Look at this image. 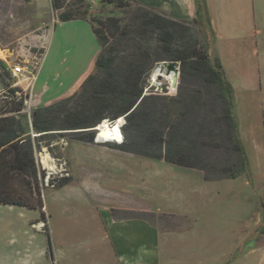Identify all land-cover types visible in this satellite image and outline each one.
I'll return each instance as SVG.
<instances>
[{"label":"rangeland","instance_id":"obj_1","mask_svg":"<svg viewBox=\"0 0 264 264\" xmlns=\"http://www.w3.org/2000/svg\"><path fill=\"white\" fill-rule=\"evenodd\" d=\"M108 1L64 0V7L56 10L51 0H0V60L20 63L32 59L33 64L42 65V74L36 82L37 92L43 84L48 86L47 95L50 96L66 90L89 68L100 45L89 24L61 22L59 16L62 12L72 11L82 15L89 11L88 21H100L106 20L111 11L125 18L139 4L159 11L142 0H132L130 10L117 9ZM95 24L99 25L98 22ZM208 30L212 28L209 26ZM208 30L198 27L197 33L202 41L206 36L210 51L213 41ZM225 60L226 74L234 87L235 116L249 162L242 175L236 179L205 182L200 179L204 175L200 170L122 152L112 148L111 144H116L113 142L96 146L71 140L70 136L60 140L46 137L40 141V150L35 152L46 221L41 220L38 209L36 212L22 207H1L0 214L9 215H0V246L37 250V259L40 254L43 255L38 250L42 249L49 258L50 237L55 262V248L59 244L67 247L66 250L70 247L66 254L72 255V258L80 256L88 262L94 260V251L97 250L93 246L97 231L92 227L91 215H138L141 212L114 206H158L174 210L181 205L195 211L190 215H204L199 225L205 236L203 244L208 246L231 245L238 234L233 232L256 215H261L263 229L258 240L254 239L252 244L249 242L244 246L249 249L258 243L264 245V70L258 68L264 61L255 59L251 54L243 55L241 51L237 58ZM94 71L95 65L91 73ZM28 77L4 79L7 85L24 88L31 94L33 81ZM161 81L167 84L164 78ZM179 82L172 86L170 95L178 93ZM7 94L0 78V102L7 98ZM26 126L29 127L27 122ZM36 135L32 133V137ZM104 148L108 150L104 151ZM207 152L218 166L227 165L228 155L224 151ZM44 157L50 167L43 164ZM64 177L70 178L71 182L62 188L58 187V183L49 184V180L57 182ZM13 184L21 195L37 205L38 196L22 180L16 179ZM144 212L151 220L157 219L155 215H170ZM244 252L239 251L237 259H245ZM260 258V253L251 257L254 261ZM22 260L18 261L15 256L11 264H24Z\"/></svg>","mask_w":264,"mask_h":264},{"label":"trees","instance_id":"obj_2","mask_svg":"<svg viewBox=\"0 0 264 264\" xmlns=\"http://www.w3.org/2000/svg\"><path fill=\"white\" fill-rule=\"evenodd\" d=\"M51 2L56 10L64 7V0ZM108 2L117 9L132 8V0ZM89 15V11L82 15L65 11L59 18L68 22L87 20ZM89 23L101 47L95 71L73 95L34 108L31 119L21 112L30 93L6 84L4 77L13 75L0 60V78L8 92L0 102L1 204L38 209L41 220L46 221L35 157L40 141L70 136L71 140L95 143L96 127L121 117L126 120L121 128L124 140L111 144L116 150L200 170L206 181L236 179L248 169L235 116L234 87L220 58L211 54L206 38L202 41L198 35V27L204 30L200 19L175 20L139 4L125 18L111 11L106 20ZM163 62L176 63L180 68L178 93L146 94L154 67ZM32 133L37 135L32 137ZM208 150L224 151L227 165L218 166ZM16 179L38 196L37 205L17 191L13 184ZM70 182L68 177L49 180L59 188Z\"/></svg>","mask_w":264,"mask_h":264},{"label":"crops","instance_id":"obj_3","mask_svg":"<svg viewBox=\"0 0 264 264\" xmlns=\"http://www.w3.org/2000/svg\"><path fill=\"white\" fill-rule=\"evenodd\" d=\"M142 1L175 20L197 21L200 19L203 28L208 30L210 26L212 30H208V34L213 41L210 52L220 58L227 74L225 59L237 58L240 51L243 55L251 54L255 59L264 61V0ZM71 22L91 26L86 19L71 20ZM100 51L101 47L89 68L71 86L54 96L47 95L49 88L45 84L39 90L40 92L36 91V82L42 74L41 65L36 79L33 80L34 108L50 106L79 91L83 81L91 73ZM263 65L259 64L258 68L264 70ZM91 144L101 146L97 142ZM103 150L107 151L108 149L104 148ZM160 161L165 162L164 160ZM109 162L111 170V160ZM202 178L205 181L203 174L200 179ZM109 193L111 195V188ZM1 207L18 206L0 203V209ZM114 207L170 215H155L156 220H151L148 217L121 218L115 215H91L90 221H94V223L91 222L92 227L97 231L93 238V246L97 250L94 251V260L92 261L86 262L80 256L72 258V255L66 254L70 247L66 250L67 247L60 244L55 248L56 262L50 259V255L47 258L42 249H38L43 255L40 254L37 259V250L6 245L0 246V264H11L15 256L18 261L23 258L21 263L24 264H264V245L258 243L257 246L252 245L249 249H245L247 246H244L249 242L252 244L254 239L259 237L263 229L261 215H256L250 222L238 228L236 232L234 231V235L238 234L234 236L231 245L208 246L206 243L203 244L205 236L199 225L204 215H190L195 211L189 207L185 208L184 205H181V208L174 210L158 206ZM29 210L37 212L36 209ZM239 251H245V259H237ZM255 253L262 254V258L257 261L252 260L251 257Z\"/></svg>","mask_w":264,"mask_h":264},{"label":"built area","instance_id":"obj_4","mask_svg":"<svg viewBox=\"0 0 264 264\" xmlns=\"http://www.w3.org/2000/svg\"><path fill=\"white\" fill-rule=\"evenodd\" d=\"M7 65L9 67V69L11 70L12 75L14 77L29 76L28 79L32 80V81L34 79H36V75H37V73H38V71L40 69L39 63L33 64L32 59H29V58L24 60L23 62H20V63H14L13 61L11 63L7 62ZM157 68L160 69V64L158 65ZM170 74L174 75V72L171 71L169 73V75ZM163 78L167 82L166 85L163 83V81H161ZM171 85H172V79H167L166 77H157L155 79L153 74H152L150 79H149L148 85H147V87L145 89V93L147 94V93L155 92V93H159V94H168V95H170L172 93V91H173ZM176 88H177V86H176ZM32 104L33 103H32V93H31L29 99H27L25 101L24 109L21 111L22 113L27 114L29 119H31V114H32V110H33L32 109ZM119 119H123L124 120L123 124H122V126H123L125 124V122H126L125 121V117H121ZM103 122H105V121H103ZM108 122H109L110 125H113L116 121L112 122V121L108 120ZM98 127H96V131L97 132H98ZM123 140H124V136H123L122 142H123ZM95 142L100 143V144H108V143H112L113 141H99L97 136H96ZM122 142H120V143L113 142V143L121 144Z\"/></svg>","mask_w":264,"mask_h":264},{"label":"bare ground","instance_id":"obj_5","mask_svg":"<svg viewBox=\"0 0 264 264\" xmlns=\"http://www.w3.org/2000/svg\"><path fill=\"white\" fill-rule=\"evenodd\" d=\"M1 51V49H0ZM154 77L156 76H161V77H166L167 79H172V86L176 85L177 82L176 80L173 81L174 76L173 74H167L165 71L160 70L157 68L154 71ZM123 119L117 120L113 125H110L108 120H105L99 127H98V132H97V138L99 141H113V142H122L123 139V133H122V124H123ZM49 157V156H48ZM43 164L47 165L50 167L49 161L46 157L43 158Z\"/></svg>","mask_w":264,"mask_h":264},{"label":"water","instance_id":"obj_6","mask_svg":"<svg viewBox=\"0 0 264 264\" xmlns=\"http://www.w3.org/2000/svg\"><path fill=\"white\" fill-rule=\"evenodd\" d=\"M160 70L165 71L167 74H169L171 71H173L174 72V75H173L174 76V80H176V82L178 84L179 76H180V69H179V67L177 66L176 63L163 62V63L160 64ZM48 248H49L50 258H51L52 261H54L53 248H52L50 237H48Z\"/></svg>","mask_w":264,"mask_h":264}]
</instances>
